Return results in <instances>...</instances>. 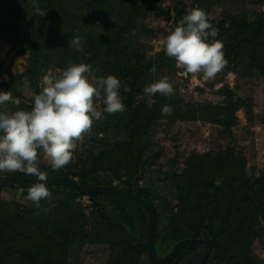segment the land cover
Instances as JSON below:
<instances>
[{
    "label": "trees",
    "instance_id": "1",
    "mask_svg": "<svg viewBox=\"0 0 264 264\" xmlns=\"http://www.w3.org/2000/svg\"><path fill=\"white\" fill-rule=\"evenodd\" d=\"M164 2L0 0V33L11 51L27 54L22 72L14 71L11 63L0 62V91H11L14 99L21 100L18 106L11 102L0 106V111L31 110L30 93H39L46 72L58 75L71 63L90 65V79L115 75L125 111L105 113L103 119L94 121L91 132L85 134L88 144L78 141L72 161L64 168L53 170L42 152L39 167L47 177L67 176L87 185L132 191L135 183L139 194L154 207L159 242L163 212L156 203L161 195L153 184H141L147 175L163 170L164 164L157 166L163 156L157 137L160 131L168 134L177 127L182 132V124L204 121L217 125L220 149L194 150L181 168L178 156L168 159L175 167L180 205L172 213L178 221L161 240L196 237L207 228L211 240L200 264H264V257L253 249L261 234V216L251 207L242 180L248 156L243 146L225 139L240 121L239 110L245 111L248 123L259 117L264 123L254 110L253 96L240 95L224 85L217 91L222 100L188 97L172 80L182 68L164 48L153 51L150 43L161 32L170 34L190 9H203L218 30L215 39L224 45V74L233 70L238 82L243 79L249 84L264 78V9L250 10L248 0ZM254 2L264 6V0ZM149 16L165 20L167 28L155 27ZM75 37L80 38L78 49L70 46ZM165 76L174 88L171 96L145 95L146 86ZM189 77L184 78L186 82ZM222 80L218 76L210 86ZM197 90L203 92L204 88ZM164 105L171 107V114L161 115ZM261 179L264 181V170ZM27 189L0 179V264H89V252L103 258V264H145L141 256L146 242L139 243L136 234L141 228L146 231L148 215L140 204L115 194L81 192L58 184L49 187L51 199L36 205L26 199ZM95 245L107 246L105 258L102 250L92 248ZM184 253L169 264H177Z\"/></svg>",
    "mask_w": 264,
    "mask_h": 264
},
{
    "label": "clouds",
    "instance_id": "2",
    "mask_svg": "<svg viewBox=\"0 0 264 264\" xmlns=\"http://www.w3.org/2000/svg\"><path fill=\"white\" fill-rule=\"evenodd\" d=\"M217 35L218 30L209 22L207 13L195 7L165 37L164 51L186 74L214 79L227 65L224 45L215 39ZM210 37L213 39L209 42ZM79 45V37L70 44L77 49ZM91 71V66L85 63H71L58 75L49 70L40 80L39 93H30L31 110L0 111V173L19 172L35 177L26 199L36 205L52 196L47 174L39 167L40 153L53 170L59 171L72 161L77 142L91 132L94 121L103 119L98 103L105 106L103 112L108 114L125 111L119 93L120 80L115 75L90 79ZM144 93L171 96L174 88L165 76L146 86ZM9 102L21 104L11 91L0 92V106ZM171 112V107L164 105L161 115ZM23 191L20 189L21 194Z\"/></svg>",
    "mask_w": 264,
    "mask_h": 264
},
{
    "label": "rangeland",
    "instance_id": "3",
    "mask_svg": "<svg viewBox=\"0 0 264 264\" xmlns=\"http://www.w3.org/2000/svg\"><path fill=\"white\" fill-rule=\"evenodd\" d=\"M164 3L169 5L168 0H165ZM248 5L250 10L264 9L263 5L261 6L259 3L254 2V0H248ZM216 11L218 12L219 8ZM142 12L143 16H145V9H143ZM149 21H151L155 27L167 28V23L163 19H156L149 16ZM0 34L2 36L0 40V62H3L5 66L11 63L14 71L19 70L22 72L24 70L23 65L26 62L27 54L20 55L16 54L15 51H11V45L4 38V35L2 33ZM166 36L167 35H164L161 32V35L158 38L150 42L153 51H158L164 48L163 41ZM224 69L216 75V77L221 76L223 80L216 82L212 87L210 86L211 81L216 79V77L214 79L206 80L203 78L202 74L193 76L191 74H186L183 69H181L179 74L174 76L172 80L181 85L188 97H192L194 100L198 101L222 100V96L218 95L217 91L223 88L224 85H229V87L235 88L240 95H252L254 99V110L257 115H261L264 119V78H256L249 84L243 79L238 82V75L235 71L231 70L224 74ZM186 77H189L188 82L184 79ZM184 85H186L187 88ZM199 86L204 88L203 92L197 90V87ZM0 92H2V90ZM97 107L102 111L104 116L105 112H103V104L98 103ZM238 115L240 118L239 123L234 127L231 137L225 139L227 142L243 146L248 156V163L242 172V180L244 192L251 207L261 216V234L254 244L253 249L256 254L264 257V181L261 179V172L264 170V123L260 122V117L256 119L255 122L248 123L245 119L244 110H239ZM182 128V132H178L179 129L177 127L168 134L160 131L157 137L160 144L157 148L161 149L163 156L157 166H159V164H164V167H162L163 170L158 175H147L144 182H141V184H153L155 192L161 195V198L157 199L156 203L158 208L163 212V215L160 218L159 229V237L161 239H166L169 235L170 227L178 221L172 216V213L177 212L180 205L173 177L175 167L172 166V163L169 160L178 156L179 161L177 162V166L181 168L186 157L194 150L202 152L207 150H218L221 148V138H219V129L217 125L198 121L186 125L182 124ZM81 142L88 144L85 135L81 139ZM161 239L160 243L164 245L166 241ZM92 248L102 250L105 258L107 246L95 245L92 246ZM86 262L89 264H103L104 260L101 257L93 256L89 252L86 257Z\"/></svg>",
    "mask_w": 264,
    "mask_h": 264
},
{
    "label": "water",
    "instance_id": "4",
    "mask_svg": "<svg viewBox=\"0 0 264 264\" xmlns=\"http://www.w3.org/2000/svg\"><path fill=\"white\" fill-rule=\"evenodd\" d=\"M0 179L6 181L10 185L27 188L36 182L35 177L21 175L0 174ZM58 184L69 185L81 192H102L115 194L140 204L148 215L146 231L141 228L136 234L139 243L146 242V250L141 256V259L145 264H167L171 262L183 248L188 246H194L197 250L186 256L179 264H199L208 251L211 237L207 228L203 230L201 235L196 237L183 238L178 241L173 239L168 240L165 242L162 249L158 250L155 239L156 216L154 207L146 198L139 194L138 187L135 183L133 184V190L129 191L109 185H87L67 176L47 177L48 188ZM207 225L208 223H206V226Z\"/></svg>",
    "mask_w": 264,
    "mask_h": 264
},
{
    "label": "flooded vegetation",
    "instance_id": "5",
    "mask_svg": "<svg viewBox=\"0 0 264 264\" xmlns=\"http://www.w3.org/2000/svg\"><path fill=\"white\" fill-rule=\"evenodd\" d=\"M156 239V238H155ZM156 243H157V246H158V250H161L162 249V247H163V244H161L160 242H159V240H157L156 239ZM146 250V249H145ZM197 250V248L196 247H194V246H188V247H185V248H183L180 252H182V251H184L185 253H184V255H183V258H181V260L177 263V264H179L186 256H188V255H190V254H192L193 252H195ZM179 252V253H180ZM178 253V254H179ZM177 254V255H178ZM177 257V256H176ZM175 257V258H176ZM174 258V259H175ZM202 261V260H201ZM169 263H171V262H169ZM169 263H167V264H169ZM148 264H151V263H148ZM200 264V263H199Z\"/></svg>",
    "mask_w": 264,
    "mask_h": 264
}]
</instances>
